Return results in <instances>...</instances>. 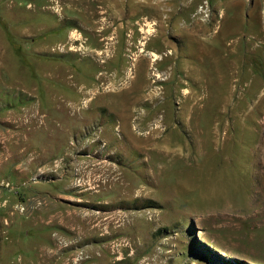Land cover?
I'll use <instances>...</instances> for the list:
<instances>
[{"label": "rangeland", "instance_id": "1", "mask_svg": "<svg viewBox=\"0 0 264 264\" xmlns=\"http://www.w3.org/2000/svg\"><path fill=\"white\" fill-rule=\"evenodd\" d=\"M144 2L0 0V264H264V0Z\"/></svg>", "mask_w": 264, "mask_h": 264}, {"label": "bare ground", "instance_id": "2", "mask_svg": "<svg viewBox=\"0 0 264 264\" xmlns=\"http://www.w3.org/2000/svg\"><path fill=\"white\" fill-rule=\"evenodd\" d=\"M125 1V0H124ZM170 1H172V0H145V5H150V6H153L154 8V13L156 14V15H159V16H161V17H163L165 14H167V19L166 20H168L169 19V15H171L172 14V10L170 11L168 8L170 7V5H171V3H170ZM143 3V4H144ZM142 4V5H143ZM188 6V5H187ZM109 7V6H108ZM167 9H168V11H167ZM187 9V8H186ZM191 10V9H190ZM138 12V11H137ZM139 12H140V10H139ZM169 13V14H168ZM137 14V13H136ZM139 14V13H138ZM137 14V15H138ZM174 14V13H173ZM170 18H172V17H170ZM162 20H163V18H161ZM161 20V21H162ZM166 20H164V21H166ZM196 20V18L194 19V22H196L195 21ZM164 21H162L163 23H164ZM169 21V20H168ZM167 22V21H166ZM175 25V24H174ZM163 26V25H162ZM161 26V27H162ZM202 26V25H201ZM203 27V26H202ZM110 51V50H109ZM105 52V51H104ZM104 52L102 53V54H104ZM136 68H139V66H136ZM149 75L150 76H152V75H154L155 77H156V79H158L159 78V76H158V74H152L151 72H149V74H148V77H149ZM103 77H104V81L107 79V77L105 76V73L104 74H101L100 76H99V78H98V80L99 81H101V80H103ZM138 77V76H137ZM137 77H136V79H137ZM97 79V78H96ZM122 79V78H121ZM132 80V79H131ZM118 81L119 80H117L116 79V77H113V78H108L107 79V83H110V82H113L114 84H116V83H118ZM121 81V80H120ZM130 84V83H129ZM157 84V81L155 80V82L154 81H150L149 79H147V83H146V85L144 86L145 88H144V94H145V92H147L146 94H145V96H143V97H148V101H152V100H155V99H157L158 97H160V93H159V90L157 89V87L155 86ZM78 85V84H77ZM101 85V84H100ZM131 85V84H130ZM134 85V84H133ZM125 86V85H124ZM128 86V85H127ZM132 87V86H131ZM140 89V88H139ZM83 91V90H82ZM142 91V90H141ZM96 95H101L102 96V94H98V93H96ZM100 98V97H99ZM103 98V97H102ZM72 108H74V107H72ZM77 112V111H76ZM33 118V117H32ZM39 118V117H38ZM129 118H130V115L129 116H125V114H124V116L122 117V119L124 120V126L125 127H127L128 128V126H129V123H128V120H129ZM127 120V121H126ZM138 120H140L141 122L144 120V117L143 116H140V118L138 119ZM141 122H139V124L138 125H136L135 127V129L136 130H143L144 129V127H143V125H142V123ZM133 128V127H132ZM130 130V129H129ZM132 131V133H133V135H135V138H138V139H140V140H145V141H149L150 142V140L151 139H153V137L156 135V134H158V133H160V130H159V128H157V127H155V128H152V129H150V133L148 134V136L147 137H141V135L140 136H137V134H135V131L134 130H131ZM130 131V132H131ZM153 141H155L154 139H153ZM148 142V143H149ZM151 143V142H150ZM155 143V142H154ZM157 144V143H156ZM19 148V147H18ZM11 149V148H10ZM10 152V151H9ZM13 152H14V150H13ZM11 153V152H10ZM24 154H25V151L23 152ZM12 156V155H11ZM16 156V155H15ZM34 156V155H33ZM11 158V157H10ZM33 158V157H32ZM2 161V160H1ZM32 161H34V160H31V163H32ZM3 163V162H2ZM92 164V163H91ZM104 165V164H103ZM105 166H102V165H100V168L102 169V171H103V169H105L104 168ZM100 169H98V167L95 169V171H99ZM119 170V169H118ZM116 168H110L109 167V171H108V174L109 175H106L105 177H103V179L105 178L106 179V181L104 182V184H110L111 182H113V184L114 183H119L120 182V178H119V175H116L117 174V171H118ZM101 171V170H100ZM105 172H107V171H105ZM104 172V173H105ZM113 175L115 176L114 178H113ZM104 176V175H103ZM121 176V175H120ZM102 179V178H101ZM124 182V181H123ZM103 184V185H104ZM108 187V186H107ZM112 189V188H111ZM129 193V192H128ZM126 194V193H125Z\"/></svg>", "mask_w": 264, "mask_h": 264}]
</instances>
